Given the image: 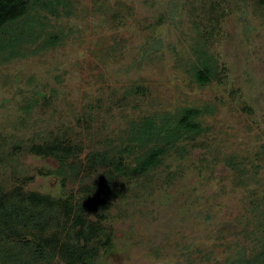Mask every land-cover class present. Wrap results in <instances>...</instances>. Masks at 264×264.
Segmentation results:
<instances>
[{"label":"rangeland","instance_id":"374dc122","mask_svg":"<svg viewBox=\"0 0 264 264\" xmlns=\"http://www.w3.org/2000/svg\"><path fill=\"white\" fill-rule=\"evenodd\" d=\"M263 1L69 0L6 27L5 38L35 23L13 57L0 50V189L103 200L94 264H231L252 254L264 210L253 212L264 199ZM201 52L213 69L205 84L194 79ZM184 108L201 110L202 132L158 167L125 177L90 166L106 153L132 169L141 121ZM56 142L73 148L61 174L56 157L31 152Z\"/></svg>","mask_w":264,"mask_h":264},{"label":"trees","instance_id":"16d2710c","mask_svg":"<svg viewBox=\"0 0 264 264\" xmlns=\"http://www.w3.org/2000/svg\"><path fill=\"white\" fill-rule=\"evenodd\" d=\"M68 1L0 0V34L4 36L2 39L0 35V50L8 49V55L13 57V49L24 40V34L32 33L30 31L35 23L34 20H26L25 24L29 25L30 31L23 29L5 38L6 27L28 18L32 12H36V8L56 14L58 7H64ZM197 57L194 79L200 84L208 83L213 77L210 58L203 52ZM201 116L202 112L197 108H184L176 116L169 115L160 120L145 118L137 126L136 136H132V140L142 150L135 158L132 169H127L122 156L111 159L106 153L93 155L89 160L90 166L111 165L117 175L142 176L158 167L167 151L180 140L202 132L198 120ZM72 151L71 145L65 142L38 146L31 150L38 156H52L60 160L57 170L59 174ZM69 167L75 168L72 163ZM100 193L105 197H113L120 192L114 188ZM72 199L55 202L40 194H24L20 188L9 192L0 189V264H53L56 260L64 264H94L98 254L97 245L100 244L99 236H105L100 224L105 219L102 213H106L108 207L103 200L95 197L85 196L76 202ZM260 204L263 206L264 199L254 205V214L259 211ZM54 208L60 211H54ZM260 210L257 214L260 221L256 229V249L248 256L239 254L231 264H264V210ZM89 213L97 218L96 222L88 220ZM51 227L53 230L46 234ZM107 243L105 237L103 245L107 246Z\"/></svg>","mask_w":264,"mask_h":264}]
</instances>
